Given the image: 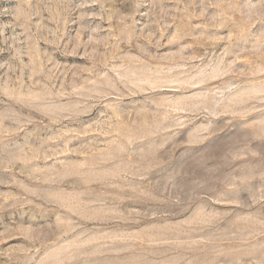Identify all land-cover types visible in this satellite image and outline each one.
<instances>
[{
    "label": "rangeland",
    "instance_id": "1",
    "mask_svg": "<svg viewBox=\"0 0 264 264\" xmlns=\"http://www.w3.org/2000/svg\"><path fill=\"white\" fill-rule=\"evenodd\" d=\"M0 264H264V0H0Z\"/></svg>",
    "mask_w": 264,
    "mask_h": 264
}]
</instances>
